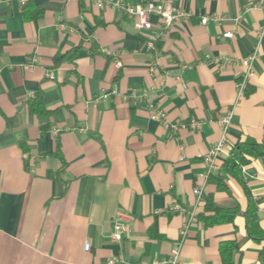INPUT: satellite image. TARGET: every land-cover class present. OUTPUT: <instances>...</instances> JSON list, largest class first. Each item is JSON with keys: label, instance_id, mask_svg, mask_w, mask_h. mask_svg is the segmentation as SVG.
Masks as SVG:
<instances>
[{"label": "crops", "instance_id": "0c3cea01", "mask_svg": "<svg viewBox=\"0 0 264 264\" xmlns=\"http://www.w3.org/2000/svg\"><path fill=\"white\" fill-rule=\"evenodd\" d=\"M171 1L194 14L164 32L156 16L139 31L94 0H0V264H160L178 241V264H221L228 240L231 264H264V240L247 235L243 214L244 184L264 230V157L242 167L243 183L226 177V189L207 182L202 161L228 111L213 173L239 142L264 143V10L260 0ZM26 2L37 17L24 18ZM37 91L46 117L26 107ZM130 93L139 96L123 99ZM153 107L177 127L151 119ZM198 185L237 210L204 226ZM115 222L125 227L118 241Z\"/></svg>", "mask_w": 264, "mask_h": 264}, {"label": "built area", "instance_id": "2783aa9c", "mask_svg": "<svg viewBox=\"0 0 264 264\" xmlns=\"http://www.w3.org/2000/svg\"><path fill=\"white\" fill-rule=\"evenodd\" d=\"M95 4L98 7L102 6H110L113 8H117L121 10L125 15L131 17L135 21V27L139 30H149L152 26V17L156 16L161 21L162 31H168L175 22L180 20H189L193 16V12L185 9L182 6L174 5L171 0H159L158 2L153 0H146L144 2L139 3H130L124 0H94ZM256 6L263 8L264 3L260 0L256 3ZM209 18L214 21H218L220 18L216 15H203L200 17V22L205 23ZM224 37H231L232 32L228 31L223 33ZM146 46L148 48L153 47V40H147ZM255 57V52L250 54L249 56L242 59V64L245 66V72L241 76L240 79L236 81V95L237 97H241L245 93V87L247 85L249 76L252 71V61ZM150 70L154 69V66L150 65ZM137 93H130L123 96V99H127L128 97H138ZM232 112H226L220 119L219 124L222 128V135L219 140L206 152L202 155V161L206 167L204 177H208L211 173H213L217 168V158L223 152L226 141L225 136L227 134L228 128L231 123ZM150 118L153 120L160 121L166 128H176L175 124L169 123L166 119L165 112L161 109L153 107L150 110ZM193 127H199V123L193 122L191 124ZM193 193L196 197V201L200 202L203 198V186L198 185L193 189ZM173 206L177 210L181 209L176 201L173 200ZM193 216V211L190 213V217ZM125 231V227L120 223L115 222L113 226V231L111 234V238L113 240H120L122 233ZM185 229L181 230V234L183 235ZM89 243L84 244V250H89ZM181 247V241H178L174 247L171 249L170 253L160 262V264H178V256ZM116 261V257H111L107 260V264H113Z\"/></svg>", "mask_w": 264, "mask_h": 264}, {"label": "trees", "instance_id": "16d2710c", "mask_svg": "<svg viewBox=\"0 0 264 264\" xmlns=\"http://www.w3.org/2000/svg\"><path fill=\"white\" fill-rule=\"evenodd\" d=\"M29 2V1H28ZM27 2L24 3V18L33 19L39 15L38 12L28 13ZM27 109L39 117H46L51 114L43 102V94L41 91L35 92L32 98L26 101ZM264 157V143H259L252 138H246L242 142L230 148L227 157L216 173H211L207 177V182L216 184L217 189H226L225 178L230 176L242 182V167L250 162L253 158ZM244 193L246 195V208L244 210L245 227L247 235L255 242L264 240V230L259 225L258 207L252 195L243 184ZM203 212L198 214V219L204 226H212L226 221L228 214L235 212L237 208H218L213 203L211 193H203ZM235 251V243L233 240L223 241L219 244V254L221 264H231L232 255Z\"/></svg>", "mask_w": 264, "mask_h": 264}]
</instances>
